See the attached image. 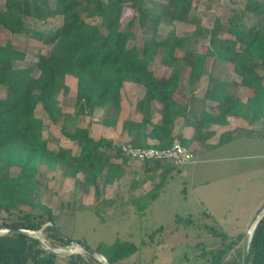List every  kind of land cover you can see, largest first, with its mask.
Segmentation results:
<instances>
[{
  "label": "trees",
  "instance_id": "obj_1",
  "mask_svg": "<svg viewBox=\"0 0 264 264\" xmlns=\"http://www.w3.org/2000/svg\"><path fill=\"white\" fill-rule=\"evenodd\" d=\"M200 1H4L0 7V35L4 29L11 35L25 34L51 47L48 53H38L35 63L25 64V50L0 38V86L4 88V94H0V209L10 213L0 226L39 230L49 222L47 227L62 242L73 241L57 230V214L41 200L42 178L62 164L64 176L74 177L76 184L85 188L93 185L98 191L99 180L113 183L125 174L124 164L129 159L121 147L104 135L94 138L90 128L78 121L98 108H106L102 123L116 126L126 82L143 88L133 106L138 118L122 122V133L136 146L163 148L172 144L177 118L194 115L188 109L191 102L176 98L183 72L187 71L188 85L195 86L206 72L208 58L230 63L240 82L231 84L228 79L211 77L212 83L199 105L216 101L213 118L219 123H226L229 115L251 123L263 118L264 0H246L244 5L232 6L225 21L216 15L211 27L203 26L194 11ZM127 4L133 8V15L124 29L122 13ZM174 22L194 24V34L181 35L175 29L160 33L162 24ZM136 24L141 31V45L130 44L136 38ZM201 34L207 35L208 42L198 50L191 48L192 39ZM153 64L163 66L164 72L157 75L151 68ZM68 75L76 78L72 112L58 104V94L69 91ZM232 85L246 88V99L231 90ZM40 103L47 118L60 124L61 133L76 146L75 150L74 146L61 145L58 139L56 148L49 146L44 119L35 113ZM178 138L185 145L183 138ZM118 158H122L121 162ZM175 168L171 161H145L144 178L134 177L130 188L140 187L150 179L159 180L131 202L141 204L143 211ZM242 240L244 234L233 238L216 256L214 264H243V245L229 260L224 259ZM95 249L114 264H123L139 247L117 239L111 244L100 242ZM59 259H67L69 264H102L86 252L54 254L43 247L39 238L27 233L0 235V264H60ZM248 264H264V215L252 233Z\"/></svg>",
  "mask_w": 264,
  "mask_h": 264
},
{
  "label": "rangeland",
  "instance_id": "obj_2",
  "mask_svg": "<svg viewBox=\"0 0 264 264\" xmlns=\"http://www.w3.org/2000/svg\"><path fill=\"white\" fill-rule=\"evenodd\" d=\"M5 0H0L3 7ZM54 4V0H50ZM246 0H201L194 8L201 24L211 27L216 15L225 21L234 5H244ZM133 15V8L125 5L122 13V28L126 29ZM251 20V19H250ZM249 20V21H250ZM41 28L40 24L36 25ZM136 38L130 44L142 43L141 31L136 24ZM175 29L181 35H193L195 25L187 22L162 24L160 33ZM0 38L10 41L18 48L25 50V64L36 62L38 53H48L50 44H45L25 34L11 35L2 29ZM191 48L198 50L208 42L206 34L195 36ZM151 68L160 75L164 72L161 65L153 64ZM181 92L197 89L188 85L187 71L183 72ZM201 79L200 87L204 90L211 77L228 79L229 82H240V76L233 71V66L217 58H208L206 72ZM67 93L58 94V104L67 111L74 110L76 78L68 75ZM198 85V86H199ZM124 89V88H123ZM128 88H125L123 106L117 116V125H104L102 116L106 110L98 108L92 115L82 116L78 123L90 128L94 138L106 136L114 140L116 145L128 141V136L120 134L122 122L133 118ZM243 99H246V88L232 85ZM136 95L142 91L136 90ZM180 92V91H179ZM200 92V91H198ZM0 94L4 88L0 86ZM130 97V98H129ZM186 97V96H185ZM35 113L44 119V134L49 139V146L56 148V140L63 146H76L60 131V124L48 119L42 104H38ZM234 139L218 148L207 152V157L221 155L222 158L201 161L199 155L193 160L175 165L172 174L164 186L146 208L131 202L141 194L151 190L159 178L150 179L140 187L130 188L134 177L143 179L144 162L129 159L124 164L125 174L116 178L113 183L98 181L95 186L87 188L76 184L74 177L63 175L64 165L47 171L42 180L40 197L48 205L57 219L55 227L61 234L80 241L89 247L96 248L100 242L111 244L117 239L128 240L138 245L136 253L124 259L123 264H214L215 258L226 245L239 234H244L264 205V116L258 121L249 122L236 117ZM243 124V125H240ZM122 158H118L121 162ZM154 159L150 160L153 163ZM17 169L14 168L13 172ZM83 179V175H78ZM10 213L0 209V224L9 218ZM47 222L40 231V236L50 246L65 248ZM0 228H7L0 226ZM159 229V230H157ZM157 230V231H156ZM225 234H228L225 236ZM243 245V240L225 254L229 260ZM85 254V253H84ZM60 264H69L67 259H59Z\"/></svg>",
  "mask_w": 264,
  "mask_h": 264
},
{
  "label": "crops",
  "instance_id": "obj_3",
  "mask_svg": "<svg viewBox=\"0 0 264 264\" xmlns=\"http://www.w3.org/2000/svg\"><path fill=\"white\" fill-rule=\"evenodd\" d=\"M202 76L201 79H203ZM200 81L195 85L197 89L190 91V89L186 90L187 94L180 92L176 93V98L182 102H191V106L188 108L190 112H193L194 115L192 118H185L183 116H179L176 120V125L174 128L175 138L181 136L185 141V145L190 147L195 156L199 155L201 161H207L211 159H218L222 158L221 155L214 156V157H207V152H212L213 149L218 148L223 144H227L234 139V132L236 129L240 128L236 126L235 119L237 116L229 115L227 117L226 123H219L213 118V114L215 112L214 109H217V102L212 100H207L204 102L205 105H199V103L203 102L201 100L202 94L204 93L205 89L210 85V82L206 84L204 90L200 87ZM199 85V86H198ZM129 96L133 95L134 97L130 96L129 98L134 101V104L138 98H140L143 94V88L140 85L135 83L126 82L124 84L123 89V96L125 88H128ZM140 89L142 93L140 95H136V90ZM200 91V92H198ZM186 96V97H185ZM197 102L194 104V102ZM133 104V106H134ZM133 106L131 109H133ZM106 110V108H101ZM204 111V116L202 118V114ZM133 118H138V114L134 113L133 110ZM243 125V124H240ZM120 134L122 136H126L122 133V126L120 128ZM223 138H227L224 141H221ZM153 142V140H152ZM68 146V145H67Z\"/></svg>",
  "mask_w": 264,
  "mask_h": 264
},
{
  "label": "water",
  "instance_id": "obj_4",
  "mask_svg": "<svg viewBox=\"0 0 264 264\" xmlns=\"http://www.w3.org/2000/svg\"><path fill=\"white\" fill-rule=\"evenodd\" d=\"M263 215H264V205L259 209L256 215L253 217L248 227V230L245 233L244 240H243V264H248L249 246H250V241L252 238V233L258 221ZM12 232L27 233L31 236L39 238L44 248H46L48 251L54 254H57V255L66 256V255H70L74 253L86 252L94 256L102 264H114L112 261H110L106 256H104L101 252H99L95 248L89 247L86 244H83L78 241H74V240L71 241L70 244H68L67 247L65 248L52 247L43 238H41L40 231L37 229L25 228V227L0 228V235L6 234V233H12Z\"/></svg>",
  "mask_w": 264,
  "mask_h": 264
},
{
  "label": "built area",
  "instance_id": "obj_5",
  "mask_svg": "<svg viewBox=\"0 0 264 264\" xmlns=\"http://www.w3.org/2000/svg\"><path fill=\"white\" fill-rule=\"evenodd\" d=\"M123 154L128 159L138 162H145L154 159V161H171L175 165H181L194 159L195 154L193 150L175 138L169 147H156L150 145L148 147H141L134 145L130 140L125 141L119 145Z\"/></svg>",
  "mask_w": 264,
  "mask_h": 264
}]
</instances>
